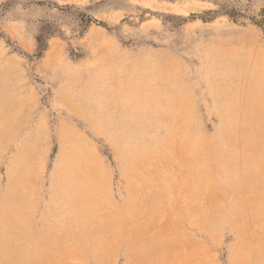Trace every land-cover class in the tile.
Instances as JSON below:
<instances>
[{
	"label": "rangeland",
	"instance_id": "374dc122",
	"mask_svg": "<svg viewBox=\"0 0 264 264\" xmlns=\"http://www.w3.org/2000/svg\"><path fill=\"white\" fill-rule=\"evenodd\" d=\"M0 114V201L26 182L14 225L56 244L29 264H264V0H0Z\"/></svg>",
	"mask_w": 264,
	"mask_h": 264
},
{
	"label": "bare ground",
	"instance_id": "6f19581e",
	"mask_svg": "<svg viewBox=\"0 0 264 264\" xmlns=\"http://www.w3.org/2000/svg\"><path fill=\"white\" fill-rule=\"evenodd\" d=\"M174 108V107H173ZM176 109V108H175ZM233 110V109H232ZM236 110V109H235ZM166 111V110H165ZM182 111V110H181ZM185 111V110H184ZM182 111V112H184ZM171 113V111H169ZM235 112V111H234ZM184 115V114H182ZM251 115V114H249ZM236 116V115H235ZM0 117H1V114H0ZM190 117V116H189ZM175 118V117H174ZM187 118V117H186ZM264 118V117H263ZM252 119V118H250ZM250 122V121H249ZM4 123H1L0 124V127L1 125L3 126ZM168 124V123H166ZM171 125V124H170ZM169 125V126H170ZM175 125V124H174ZM166 127V126H165ZM171 127V126H170ZM2 129V128H1ZM178 129V128H177ZM174 130V129H173ZM180 130V129H179ZM177 130V131H179ZM183 130V129H182ZM186 130V129H185ZM5 131V130H4ZM175 131V130H174ZM176 131V132H177ZM186 133V132H185ZM261 134V133H260ZM259 134V135H260ZM176 135H179L178 133ZM190 135V134H189ZM262 136V135H261ZM260 136V137H261ZM14 137V136H13ZM182 137V136H181ZM187 137V135H186ZM259 137V138H260ZM257 138V137H255ZM187 138H185L186 140ZM5 140H6V136L4 134L3 131H0V147L5 143ZM261 140V139H260ZM259 140V141H260ZM30 141V140H29ZM188 141V140H187ZM258 141V140H257ZM181 142V141H180ZM13 143V142H12ZM67 143V142H66ZM185 143V142H184ZM263 143V142H262ZM28 144V143H27ZM186 144V143H185ZM185 146V145H184ZM187 146V145H186ZM258 146V145H257ZM22 147V146H21ZM189 147V146H188ZM256 147V146H255ZM186 148V147H185ZM18 149V148H17ZM191 149V148H190ZM189 149V150H190ZM258 149H264V144H260L258 146ZM65 150L64 151V155H63V165L59 168V183L60 185H66V184H72V183H76V185L78 186V188H76L75 190L72 189V191H67L66 193L63 194L62 196V207L64 208L63 209V212H66V213H69L70 211H74L77 207H82L83 205L86 206V205H89L87 204V200L88 198L90 197H87L88 195H85L83 193L84 191V188L86 187V185L88 184V179H87V173L90 169V165L89 163L87 162V160L85 159V157H82L80 154V152L78 151L77 148L75 147H70V148H66V149H63ZM62 150V151H63ZM195 150V149H194ZM259 151V150H258ZM17 152V151H16ZM32 152H33V148L30 147V146H26V147H22V149H20L19 151V158L17 160H15L13 163H12V169L9 173V176L11 178L12 181H16L17 182V179L18 177L20 176H23L25 173H29V171L31 170V165H30V160L32 159ZM202 152V151H200ZM204 153V152H203ZM92 154V153H91ZM94 154V153H93ZM16 157H17V153H16ZM87 157V156H86ZM199 157V156H198ZM205 157V156H204ZM203 157V158H204ZM264 157V156H263ZM261 158V157H260ZM3 159V158H1ZM264 159V158H263ZM95 160V159H94ZM98 160V159H97ZM199 160V159H198ZM202 160V159H201ZM91 161V160H90ZM96 161V160H95ZM204 161V160H203ZM202 161V162H203ZM259 160H257L258 162ZM94 163V162H93ZM206 163V162H204ZM9 164V163H8ZM96 164V163H95ZM191 165V163H189ZM199 164V163H198ZM10 165V164H9ZM193 165V164H192ZM95 166V165H94ZM199 167H201L200 165H198ZM197 166V167H198ZM205 166V165H204ZM188 167V166H187ZM186 167V168H187ZM203 168V167H202ZM93 169V168H92ZM189 169V168H188ZM196 169V168H195ZM204 169V168H203ZM33 170V169H32ZM132 170V169H131ZM206 170V169H205ZM182 171V170H181ZM190 171V170H189ZM204 171V170H203ZM202 171V172H203ZM32 172V171H31ZM133 172V171H132ZM200 172V171H199ZM187 173V172H186ZM196 173V172H194ZM193 173V174H194ZM186 175V174H185ZM198 176V175H197ZM202 176H205V175H202ZM25 177V176H24ZM187 177V176H186ZM191 177V176H189ZM201 177V176H200ZM199 177V178H200ZM183 178V177H182ZM188 178V177H187ZM198 178V177H197ZM206 178V176H205ZM207 179V178H206ZM185 180V179H184ZM195 179L193 178V181ZM8 181V180H7ZM95 181V180H94ZM188 181V180H187ZM208 181V180H207ZM10 182V181H9ZM13 183V182H12ZM91 183V182H90ZM101 183V182H100ZM187 183V182H186ZM190 183V181H189ZM192 183V182H191ZM36 184V183H35ZM96 184V183H95ZM94 184V185H95ZM171 184V183H170ZM198 184V183H196ZM27 183L24 182V183H19L17 182L15 187L19 189V191H22L23 190V193H21V197L19 199H17L16 197L13 199H10L9 201H0V264H29L30 261L33 260V258L35 256H37V254L42 251V250H49V249H53V248H56V244L54 242H52V244H49L48 246L45 245V246H41V245H37V244H33V239L35 240V238H39V237H42L43 235L46 234L47 231H29L28 229H24L22 227H19L18 225L15 226L14 223H18L20 220H22V217H23V212H25L26 210V199H27V193H26V186ZM104 185V184H103ZM179 185V184H178ZM200 185V183H199ZM70 186V185H69ZM73 186V185H72ZM90 186V185H89ZM173 185H171L172 187ZM181 186V185H180ZM189 186V184L187 185ZM8 187V186H7ZM75 187V185H74ZM95 187V186H94ZM184 187V186H183ZM207 187V186H206ZM213 187V186H212ZM211 187V188H212ZM88 188V187H87ZM93 188V187H92ZM100 188V187H99ZM197 188V187H196ZM71 189V187H70ZM86 189V188H85ZM178 189V188H176ZM180 189V188H179ZM194 189V188H193ZM192 189V190H193ZM90 190H92L90 188ZM94 190V189H93ZM103 190V189H102ZM173 190V189H172ZM183 190V188H182ZM197 190V189H196ZM104 191V190H103ZM212 191V190H211ZM210 191V192H211ZM172 192V191H171ZM177 192V191H176ZM163 193V192H162ZM185 193V192H184ZM203 193V192H202ZM95 194V193H94ZM181 194V193H180ZM190 194V193H189ZM102 195V194H101ZM146 195V194H144ZM204 195V194H203ZM210 195V194H209ZM95 196V195H94ZM108 196V195H107ZM106 196V197H107ZM140 196V195H139ZM196 196V195H195ZM207 196V195H206ZM213 196V195H212ZM3 197V196H2ZM19 197V196H18ZM149 197V196H148ZM177 197V196H176ZM141 198V197H140ZM197 198V197H196ZM2 199V198H1ZM114 199V198H113ZM112 199V200H113ZM149 199V198H148ZM152 199V197H151ZM156 199V198H155ZM154 199V200H155ZM181 199V198H180ZM187 199V198H186ZM92 200L94 201V199L92 198ZM96 200V199H95ZM105 200V199H104ZM108 200V199H107ZM147 200V199H146ZM150 200V199H149ZM153 200V201H154ZM203 200V199H202ZM92 201V202H93ZM99 201H101L99 199ZM98 201V202H99ZM110 201V200H109ZM114 201V200H113ZM182 201V200H181ZM143 202V201H142ZM174 202V201H173ZM195 202V201H194ZM193 202V203H194ZM33 203V201H32ZM89 203V202H88ZM91 203V202H90ZM110 203V202H109ZM108 203V204H109ZM138 203V201H137ZM141 203V202H140ZM139 203V204H140ZM144 203V202H143ZM148 203V202H147ZM199 203V202H198ZM211 203V202H209ZM178 204V203H176ZM200 204V203H199ZM216 204V203H215ZM214 204V205H215ZM101 205V204H100ZM107 205V204H106ZM138 205V204H137ZM184 205V204H183ZM189 205V204H188ZM197 205V204H196ZM205 205V204H204ZM207 205V204H206ZM116 206V205H115ZM115 206L112 207L115 209ZM175 206V205H174ZM186 206V205H185ZM199 206V205H198ZM138 207V206H137ZM182 207V206H181ZM100 208V207H99ZM108 208V207H107ZM140 208V207H139ZM173 208V207H172ZM202 208V207H201ZM101 209V208H100ZM119 209V208H118ZM117 209V210H118ZM135 209V208H134ZM167 209V208H165ZM173 209H176V208H173ZM200 209V208H199ZM213 209V208H212ZM96 210V209H95ZM120 210V209H119ZM168 210V209H167ZM195 210V206H194V209ZM68 211V212H67ZM93 211V210H92ZM105 212V210H103ZM164 211V210H163ZM209 211V210H208ZM90 211L89 209L87 210L86 208V211H82L80 212L78 215H77V218H80V219H84L86 218ZM103 212V213H104ZM107 212V211H106ZM212 212V211H211ZM168 213V212H167ZM172 213V212H171ZM54 214V213H53ZM100 214V213H98ZM106 214V213H105ZM117 214V213H116ZM130 214V213H129ZM161 214V213H160ZM201 214V213H200ZM204 214V213H203ZM212 214V213H211ZM55 215V214H54ZM64 216H66V214H63ZM155 215V214H154ZM157 215V214H156ZM168 215V214H167ZM207 215V214H206ZM213 215V214H212ZM92 216V215H91ZM101 216V215H100ZM151 216V215H150ZM166 216V215H165ZM215 216V214H214ZM95 217V216H94ZM93 217V218H94ZM106 217V216H105ZM110 217V216H109ZM160 217V216H159ZM170 217V216H168ZM74 218V217H73ZM90 218V216H89ZM99 218V217H98ZM144 218V217H143ZM150 218V217H149ZM158 218V217H157ZM176 218V217H175ZM174 218V219H175ZM207 218V217H205ZM214 218V217H213ZM47 219V218H46ZM110 219V218H109ZM152 219V218H150ZM48 220V219H47ZM89 220V219H87ZM104 220V219H103ZM102 220V221H103ZM113 220V218H112ZM171 220H172V217H171ZM201 220V219H200ZM94 221V220H92ZM106 221V220H105ZM104 221V222H105ZM108 221V220H107ZM107 221H106V224H107ZM148 221V220H147ZM150 221V220H149ZM155 221V220H154ZM153 221V222H154ZM205 221V220H204ZM22 222V221H21ZM83 222V221H82ZM87 222V221H85ZM111 222V221H110ZM158 222V221H157ZM28 223V222H27ZM100 223V222H99ZM25 224V223H24ZM113 224V223H112ZM146 224V223H145ZM148 224V223H147ZM30 225V224H29ZM28 225V226H29ZM82 225V224H81ZM88 225V224H87ZM110 225V224H109ZM149 225V224H148ZM157 225V223H156ZM31 226V225H30ZM45 226V225H44ZM76 226V225H75ZM105 226V225H103ZM107 226V225H106ZM112 226V225H111ZM110 226V227H111ZM150 226V225H149ZM154 226V225H153ZM25 227V226H24ZM35 227V226H34ZM54 227V226H53ZM79 227V226H78ZM89 227V226H88ZM152 227V226H151ZM30 228V227H28ZM36 228V227H35ZM34 228V229H35ZM81 228V227H80ZM97 228V227H96ZM102 228V227H101ZM105 228V227H104ZM138 228V227H137ZM108 229V228H107ZM36 230V229H35ZM59 230V229H58ZM93 230V229H92ZM152 230V229H151ZM80 231V230H79ZM101 231V230H100ZM113 231V230H112ZM158 231V230H157ZM87 232V231H86ZM114 232V231H113ZM138 232V231H137ZM143 232V231H142ZM155 232V231H154ZM152 232V233H154ZM50 233V232H49ZM72 234V232H70ZM84 233V232H83ZM95 233V232H94ZM107 233V232H106ZM135 233V232H134ZM64 234V233H63ZM74 234V233H73ZM8 235H11L12 236V240L9 241V242H4V238L7 237ZM79 235V234H78ZM102 235H105L106 234H102ZM109 235V234H108ZM114 235V234H113ZM135 235V234H134ZM160 235V234H159ZM51 235H49L50 237ZM59 236V235H58ZM57 236V238H58ZM63 236V235H62ZM61 236V237H62ZM82 236V235H81ZM88 236V235H86ZM85 236V237H86ZM98 236V235H97ZM158 236V235H157ZM66 237V236H64ZM71 237V236H70ZM74 237V236H73ZM78 237V236H76ZM110 237V236H109ZM148 237H149V233H148ZM171 237V236H170ZM9 238V237H7ZM46 238V237H45ZM75 238V237H74ZM100 238H103V237H100ZM43 239V238H41ZM81 239H84V238H81ZM104 239V238H103ZM108 239V238H107ZM117 239V238H116ZM136 239V238H135ZM32 240V241H31ZM57 240V239H56ZM96 240V239H95ZM150 240V239H149ZM148 240V241H149ZM39 241V240H38ZM51 241V240H50ZM49 241V243H50ZM75 241V240H74ZM77 241V240H76ZM85 241V240H84ZM90 241V240H89ZM93 241V240H92ZM112 241V240H111ZM146 241V240H145ZM40 242V241H39ZM81 242V241H80ZM105 242V241H104ZM107 242V240H106ZM42 243V242H41ZM45 243V242H44ZM63 243V242H61ZM91 243V242H90ZM146 243V242H145ZM150 243V242H149ZM161 243V242H160ZM59 244V243H58ZM74 244V243H73ZM79 244V243H78ZM99 244V242H98ZM103 244V243H102ZM61 245V244H60ZM64 245V244H63ZM75 245V244H74ZM106 245V244H105ZM133 245V244H132ZM91 246V244H90ZM97 246V245H96ZM103 246V245H102ZM136 246V245H135ZM145 246V245H144ZM143 246V247H144ZM153 246H156V245H153ZM65 247V246H64ZM83 248V246H81ZM80 247V249H81ZM86 247H88L86 245ZM107 247V246H106ZM115 247V246H114ZM142 247V248H143ZM60 248V247H58ZM63 248V247H62ZM101 248V247H100ZM98 247V249H100ZM108 248V247H107ZM137 248H138V245H137ZM150 248V247H149ZM154 248V247H153ZM160 248V247H159ZM61 249V248H60ZM69 249V248H68ZM76 249V248H74ZM73 249V250H74ZM86 249V248H85ZM90 249V248H88ZM87 249V250H88ZM146 249V248H144ZM158 249V248H157ZM161 249V248H160ZM56 250V249H54ZM72 250V249H71ZM79 250V248H78ZM107 250V249H106ZM138 250V249H137ZM148 250V249H146ZM152 250V249H151ZM57 251V250H56ZM155 251V250H154ZM72 252V251H71ZM77 252V250H76ZM84 252V250L82 251ZM44 253V252H43ZM78 253V252H77ZM80 253V251H79ZM139 253V252H138ZM147 253V252H146ZM155 253V252H153ZM40 254V253H39ZM69 254V253H67ZM66 254V255H67ZM75 254V253H74ZM81 254H84V253H81ZM105 254V253H103ZM140 254V253H139ZM143 254V253H142ZM157 254V253H156ZM72 255V254H71ZM146 255V254H145ZM151 256V255H150ZM156 256V255H155ZM78 257V256H77ZM84 257V256H83ZM82 258V257H81ZM147 258V257H146ZM152 258V257H151ZM150 258V259H151ZM84 259V258H83ZM147 261H145L146 263ZM148 263V262H147ZM37 264V263H36ZM39 264V263H38ZM42 264V263H41Z\"/></svg>",
	"mask_w": 264,
	"mask_h": 264
}]
</instances>
